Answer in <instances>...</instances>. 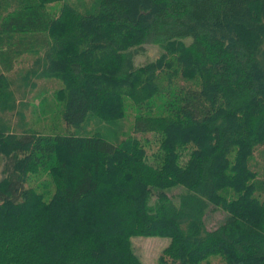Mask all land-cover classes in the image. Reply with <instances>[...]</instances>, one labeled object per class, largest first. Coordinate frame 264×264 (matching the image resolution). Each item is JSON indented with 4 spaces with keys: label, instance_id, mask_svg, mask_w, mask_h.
I'll list each match as a JSON object with an SVG mask.
<instances>
[{
    "label": "trees",
    "instance_id": "obj_1",
    "mask_svg": "<svg viewBox=\"0 0 264 264\" xmlns=\"http://www.w3.org/2000/svg\"><path fill=\"white\" fill-rule=\"evenodd\" d=\"M53 1L0 0V112L39 54L73 129L0 125V264H141L139 237L171 241L162 264H264V0H93L58 18ZM146 44L159 55L136 65ZM131 112L120 142L80 132Z\"/></svg>",
    "mask_w": 264,
    "mask_h": 264
},
{
    "label": "rangeland",
    "instance_id": "obj_2",
    "mask_svg": "<svg viewBox=\"0 0 264 264\" xmlns=\"http://www.w3.org/2000/svg\"><path fill=\"white\" fill-rule=\"evenodd\" d=\"M93 0H56L48 5V8L58 18L62 13L84 14L90 7ZM72 28L68 26H55L50 30L53 32H68ZM61 34V35H62ZM143 51L135 58L136 65L143 64L147 61L154 60L159 55V47L154 44H146ZM60 50V48H59ZM39 54H25L16 64L17 76L11 87L13 90L14 109L12 111L0 112V125L8 130V132L22 134L23 132H36L40 134H52L56 132L68 133L73 129H65L63 122L64 103L55 97L54 92L57 90V83H47L40 89V79L34 76L35 61L39 58ZM41 58V57H40ZM45 88L47 92L41 95L39 91ZM131 112L128 119L117 122H103L96 118H91L84 125L81 133L85 135L100 134L109 142L117 143L129 135L132 130L133 116ZM132 133V132H131ZM139 139L155 142L156 138L151 134L135 135ZM156 150L154 143L147 148L148 155L153 154ZM256 155V159L263 162V157ZM5 158L0 155V180L3 179V170L5 166ZM28 186V185H27ZM53 187H51L52 189ZM221 220V214H210L208 226L213 227ZM171 241L166 238L159 237H139L132 239L133 252L141 264H162L160 258L163 251L168 248ZM166 257V256H164ZM169 260V259H166ZM166 264V262H165Z\"/></svg>",
    "mask_w": 264,
    "mask_h": 264
}]
</instances>
